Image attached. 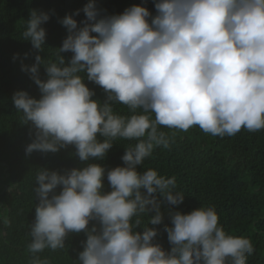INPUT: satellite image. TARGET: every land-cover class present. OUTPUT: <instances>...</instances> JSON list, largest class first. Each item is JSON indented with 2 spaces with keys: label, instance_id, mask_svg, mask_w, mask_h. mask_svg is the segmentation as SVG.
Here are the masks:
<instances>
[{
  "label": "clouds",
  "instance_id": "9594fccd",
  "mask_svg": "<svg viewBox=\"0 0 264 264\" xmlns=\"http://www.w3.org/2000/svg\"><path fill=\"white\" fill-rule=\"evenodd\" d=\"M154 7L155 16L139 5L101 16L89 0L82 27L72 15L59 21L68 35L55 61L37 54L35 63L21 66L40 91L39 99L22 90L12 96L22 124L35 130L26 155L71 145L87 162L102 160L118 138L136 141L125 147L123 166L107 172L98 163L63 174L38 169L30 264H49L36 254L64 249L67 235L81 231L86 240L77 264H246L254 251L249 238L224 230L214 206L170 213L172 226L164 230L171 248L165 251L153 242L157 229L147 226L162 222L157 194L171 205L182 203L184 194L175 191L174 176L151 168L140 173L137 166L154 148L170 147L175 133L161 126H199L220 137L264 129V0H155ZM49 18L33 9L25 22L22 39L37 53L44 50L42 25ZM64 52L72 53L67 64ZM41 65L46 80L39 78ZM85 77L103 89V103L92 98ZM113 103L132 114L115 113ZM142 216L148 220L137 232ZM90 221L99 227L89 228Z\"/></svg>",
  "mask_w": 264,
  "mask_h": 264
},
{
  "label": "trees",
  "instance_id": "16d2710c",
  "mask_svg": "<svg viewBox=\"0 0 264 264\" xmlns=\"http://www.w3.org/2000/svg\"><path fill=\"white\" fill-rule=\"evenodd\" d=\"M93 2L101 10V16L121 14L132 5L146 7L151 16L156 15L155 0ZM87 3L89 0H0V264H30L33 258L28 244L31 242L30 225L39 202L33 191L38 169L63 174L72 168H82L87 163H98L107 172L123 166L121 157L125 147L136 143L118 138L102 160L87 162L79 160L71 145L55 153H25V147L34 139L35 130L30 124H22L23 113L15 109L12 96L22 90L39 99L40 91L21 66L35 63L37 54L45 61H55L56 49L68 35L59 21L66 14L72 15L78 28L82 27V22L86 20L82 9ZM33 9L46 12L50 17L42 25L46 38L44 50L39 53L32 49L29 41L22 39L25 22ZM61 55L67 64L72 53ZM38 74L41 80L47 79L43 65ZM84 83L95 93L92 98L103 103L106 99L103 89L86 77ZM112 107L119 115L132 114L121 103H113ZM150 115L154 118V114ZM159 130L169 136L175 133L170 147L154 148L152 155L137 166V171L142 173L151 168L165 177L174 176L175 191L183 193L184 199L179 205H171L157 194L162 222L147 225L157 229L153 242L165 251L170 250L164 230L165 226H172L170 213L179 211L186 214L199 207L214 206L219 223L228 234L244 236L252 242L254 251L247 256L246 264H264V129L250 132L242 128L235 135L223 137L207 134L199 126L187 131L163 126ZM103 184L104 192L111 190L106 175ZM59 191L58 187L56 192ZM152 215L153 212L148 213L149 218ZM148 217H141L142 225L135 229L137 232L143 231ZM5 218L10 221L8 225L4 224ZM94 224L99 227L96 221H90L88 227ZM85 240L83 231L69 233L64 249L52 251L46 248L36 255L42 260L47 259L49 264H77L78 253L83 250Z\"/></svg>",
  "mask_w": 264,
  "mask_h": 264
}]
</instances>
